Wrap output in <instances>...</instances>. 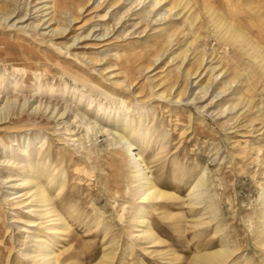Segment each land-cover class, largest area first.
<instances>
[{
  "label": "rangeland",
  "instance_id": "obj_1",
  "mask_svg": "<svg viewBox=\"0 0 264 264\" xmlns=\"http://www.w3.org/2000/svg\"><path fill=\"white\" fill-rule=\"evenodd\" d=\"M50 1L0 0V264L56 240L14 199L18 175L64 223L58 264H201L221 248L214 264H264V0H166L144 22L149 0ZM106 130L134 137L166 196L136 199Z\"/></svg>",
  "mask_w": 264,
  "mask_h": 264
},
{
  "label": "bare ground",
  "instance_id": "obj_2",
  "mask_svg": "<svg viewBox=\"0 0 264 264\" xmlns=\"http://www.w3.org/2000/svg\"><path fill=\"white\" fill-rule=\"evenodd\" d=\"M68 1L69 0H51L50 1V3H51L50 8L52 9V12L53 13H61L62 11H64L66 9V7H67V4H69ZM70 1H73V0H70ZM84 2L86 3V1H84ZM138 2H139V4L137 3L138 4L137 6H139L140 4L143 5L145 0H143V1L140 0ZM123 3H124L123 0H107L106 7L110 8V9H112V8L115 9V8H118L119 6H121ZM165 3H166V0H149V2L147 3L148 7L142 6L140 8V11H141L140 12V15H141L140 18L142 19V22L146 21V18L149 16V14L155 8H157L158 6H161L162 4H165ZM82 6L79 7L78 13L80 12ZM148 8H150V9L147 10ZM174 8H175L174 6L171 7V8H167L165 12L166 13L171 12ZM72 19H73V21H75L77 18L74 16ZM146 25H147V23H146ZM148 25H149V23H148ZM58 32L59 33H56V36L58 34L59 36L62 37L64 32H65V30L62 31V32L58 30ZM227 37H229V36H227ZM230 39L237 40L236 34L231 33L230 34ZM245 42L246 41H244V43ZM231 44H233V42ZM94 47L95 46H89V48H91V49H94ZM120 57L121 56L118 55L117 53L115 55H113L112 58L109 59V64L107 65L108 67L105 70L113 68L114 70L111 71V72H114V71H116L115 68L118 67L117 71H120L121 68H119L120 65L118 63ZM112 60H117V61L116 62H112ZM114 84L116 86H118L120 84V80H116L114 82ZM158 95H159V97H161V96H163V93H159ZM120 116H123V119L127 121V119L130 120L129 118L131 117V113L130 112H126V113H124V114H122ZM119 119H120V117H119ZM128 129H129V127L126 124L125 127L122 128V130H123L122 132L125 131L124 133L127 134V130ZM100 130H101V128H100ZM129 130L131 131V129H129ZM101 131H99V132H101ZM130 131H128V133ZM107 132H109V131H107ZM133 133L134 132H132V133L130 132L129 135L132 134L134 136ZM109 135H113L115 140L118 139L121 142L119 144H122L123 149H124L125 153L127 154L128 162H129L130 167H131V174H132L133 179L135 180V181H132V182H135V184H136V187H135V193H136L135 195L137 197L136 199H138L139 202H148V201H157V200L161 199L162 197L166 196L165 192L161 191L157 187V185L153 181L152 177L148 174L147 167L145 165V162L142 159L143 157H141V155L139 153V150L131 142V140L134 137L132 139H131V137H127L126 138L127 135L125 136V135H122L121 133L119 134V132L118 133L109 132ZM114 138H112V139H114ZM128 138L131 139V140H129ZM142 138H143V136H142ZM143 142H145V140H143ZM139 143L141 145V142H139ZM142 146H143V144H142ZM29 168H30V166H29ZM34 176H35V174H34ZM203 179H204V174L196 182H194V183H192L190 185V189L188 190V192H189L188 194L191 195L190 197H192V195H196L195 192L197 191V189H198V187L200 185V182L203 181ZM33 180L34 179L31 176H30V178H23L22 175H18L17 179L15 180V183L17 182V184L15 185V188L20 189V191L15 193L16 197L14 199L22 198V200H24L22 202V204L25 205V206H27V205L29 206V204H32L33 208L30 211L31 216L36 217V218L37 217H41V218L44 217V219L45 218L48 219L46 221L47 223L48 222L49 223H51V222L52 223H56V225L54 227H53L54 224L53 225L51 224L52 227H50L51 225L47 224L48 227L45 226L46 227L45 230L48 231V232H52V234H55L56 235V240L58 241L60 239V236H62V234H64V232H65L64 223H63L62 219H60V216L53 211V208H50V209L47 208L48 203L50 202V199H49L47 190L44 188V185L41 184V183H37V182L32 184ZM50 183H51V181H50ZM26 209H28V207H26ZM139 212H141V211H139ZM139 220L142 221L143 217L139 218ZM138 223H139V221H138ZM27 224L29 225V227L36 226L35 225L36 224V220L28 222ZM153 236H154V234H153ZM146 237H147V235H146ZM56 240L52 243L51 246H49L48 249L46 248L43 251L36 250L34 252V255L31 254V253L25 254L26 258L30 259L33 264H58L59 259L55 256V251H54V249H55L54 246H55ZM226 254H227L226 249L225 248H221L218 251H215V252H212V253H209V254H206V255L196 256L195 261L196 262L199 261L201 264H207V263L214 264V263H218L222 259H224V256H226Z\"/></svg>",
  "mask_w": 264,
  "mask_h": 264
}]
</instances>
